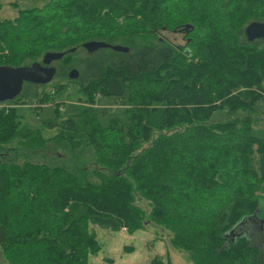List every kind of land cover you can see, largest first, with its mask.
I'll return each mask as SVG.
<instances>
[{
  "label": "trees",
  "instance_id": "obj_1",
  "mask_svg": "<svg viewBox=\"0 0 264 264\" xmlns=\"http://www.w3.org/2000/svg\"><path fill=\"white\" fill-rule=\"evenodd\" d=\"M252 20L264 21V0H46L0 16V64L63 52L53 91L24 82L0 106V264H171L90 258L102 249L95 226L148 224L195 264H264V137L251 132L264 38L246 37ZM164 29L187 33L185 45ZM91 39L128 49L88 51ZM73 67L86 105L43 119L55 127L45 137L11 103L54 100ZM99 95L123 116L103 121Z\"/></svg>",
  "mask_w": 264,
  "mask_h": 264
},
{
  "label": "rangeland",
  "instance_id": "obj_2",
  "mask_svg": "<svg viewBox=\"0 0 264 264\" xmlns=\"http://www.w3.org/2000/svg\"><path fill=\"white\" fill-rule=\"evenodd\" d=\"M46 0H0V16L12 17L19 6H31L40 4ZM168 41L176 45H185V37L187 33L177 31L176 29L160 30ZM67 72V78L61 79V83L65 85L64 90H60L54 100L43 101L42 109L39 112L35 111L40 102L37 101V96H21L16 103H11L17 106V112L22 115V121L32 128L40 127L41 133L45 137H49L55 133V127H47L43 124L45 118H63L69 114L79 112L86 103L78 99V84L72 81L73 78ZM70 79V80H69ZM53 79L43 85H39L36 90L38 92L45 90L53 91ZM58 82V81H57ZM21 93V92H20ZM19 93V94H20ZM18 94V95H19ZM8 101L0 102V106ZM96 105L103 112L101 119L107 121L113 115L123 116L124 106L116 104L114 98L99 95ZM263 113L251 124V132L258 136L264 137V102L261 103ZM262 208L264 209V200ZM261 227H264V212L258 219ZM257 224V223H256ZM245 228V226H244ZM97 237L101 241L102 249L96 254L90 256L95 262H104L105 257H112L116 263L125 262H144L147 261L153 254H160L164 257L168 256L171 264H195L187 250L175 246L170 242V233L161 229L155 228L153 225H146L145 228L139 229L134 233H128L124 228L113 230L95 226Z\"/></svg>",
  "mask_w": 264,
  "mask_h": 264
},
{
  "label": "water",
  "instance_id": "obj_3",
  "mask_svg": "<svg viewBox=\"0 0 264 264\" xmlns=\"http://www.w3.org/2000/svg\"><path fill=\"white\" fill-rule=\"evenodd\" d=\"M189 24H186L188 26ZM248 39L264 38V21L252 20L244 28ZM84 47L88 51L97 50L100 47L111 46L115 49L126 50L124 45L110 44L104 40L91 39L84 42ZM63 55L61 51H47L42 56V61H33L31 64L11 65L0 64V101L9 100L17 96L23 82L46 83L54 75L55 66L50 65L52 60L58 59ZM71 77H76L78 71L71 68Z\"/></svg>",
  "mask_w": 264,
  "mask_h": 264
},
{
  "label": "flooded vegetation",
  "instance_id": "obj_4",
  "mask_svg": "<svg viewBox=\"0 0 264 264\" xmlns=\"http://www.w3.org/2000/svg\"><path fill=\"white\" fill-rule=\"evenodd\" d=\"M54 60H56V59H54ZM54 60H52V62L50 63V65H53V66H55V65L53 64V61H54ZM38 61H40V62H41V61H42V57H41V59H40V60H38ZM55 73H56V67H55V72H54V75H55ZM54 75H53V76H54ZM53 76H52V77H53ZM52 77H51V79H52ZM51 79H50V80H51ZM50 80H49V81H50ZM26 82H27V81H26ZM23 83H24V82H23ZM32 83H33V82H32ZM35 84H38V83H35ZM22 86H23V85H22ZM20 92H21V91H20ZM4 101H7V100H4ZM0 102H3V101H0Z\"/></svg>",
  "mask_w": 264,
  "mask_h": 264
},
{
  "label": "bare ground",
  "instance_id": "obj_5",
  "mask_svg": "<svg viewBox=\"0 0 264 264\" xmlns=\"http://www.w3.org/2000/svg\"><path fill=\"white\" fill-rule=\"evenodd\" d=\"M80 74V73H79ZM79 77V76H78ZM78 77H77V79H78ZM9 101V100H8ZM11 101V100H10Z\"/></svg>",
  "mask_w": 264,
  "mask_h": 264
}]
</instances>
